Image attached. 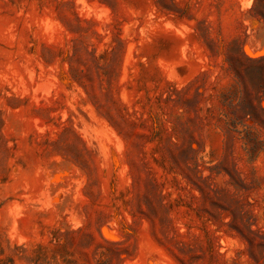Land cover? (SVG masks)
Here are the masks:
<instances>
[{
	"label": "rangeland",
	"instance_id": "1",
	"mask_svg": "<svg viewBox=\"0 0 264 264\" xmlns=\"http://www.w3.org/2000/svg\"><path fill=\"white\" fill-rule=\"evenodd\" d=\"M0 264H264V0H0Z\"/></svg>",
	"mask_w": 264,
	"mask_h": 264
}]
</instances>
